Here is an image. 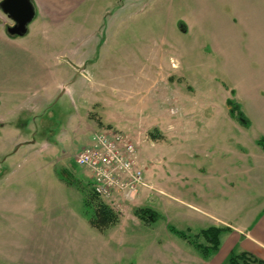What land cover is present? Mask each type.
<instances>
[{"label": "rangeland", "instance_id": "obj_1", "mask_svg": "<svg viewBox=\"0 0 264 264\" xmlns=\"http://www.w3.org/2000/svg\"><path fill=\"white\" fill-rule=\"evenodd\" d=\"M117 4L113 20L101 5L90 13L97 61L74 63L79 77L56 57L76 29L57 44L10 34L17 41L0 45V264H198L169 227L194 239L245 227L264 203V0H128L112 12ZM104 128L138 142L146 185L120 209L107 204L119 221L100 232L91 172L74 157ZM235 236L223 264L240 252Z\"/></svg>", "mask_w": 264, "mask_h": 264}, {"label": "crops", "instance_id": "obj_2", "mask_svg": "<svg viewBox=\"0 0 264 264\" xmlns=\"http://www.w3.org/2000/svg\"><path fill=\"white\" fill-rule=\"evenodd\" d=\"M2 1L3 0H0V4ZM114 1L115 0H31V3L35 9V16L28 25V32L26 33L27 35L25 34L26 38L33 40L44 35L45 40L57 44L58 41L62 42L63 40V38L59 36L61 30L69 27H71L72 30L76 29V32L73 33V38L71 40L73 44L75 42V48L70 46L69 50L59 51L56 53V57H59L58 55L61 57L66 56L68 61H66L67 65H65L64 70L67 72V75L69 73H75V77H79L81 68H77L78 64L74 63L91 62L92 60L88 57L93 56V49L98 45V39L95 37V33L93 32L95 29H90L89 26L91 21L89 15L91 12L96 10L99 5H101V18L103 19L104 17V19L113 20L112 16H110L111 13L109 10ZM127 2L128 0H118V7L112 12L119 13L123 10H126ZM87 12L88 15L86 16ZM115 23H111V25H115ZM12 24L13 21L11 23L5 21V18L2 17V13L0 14V45L7 42L15 43V41H17V38L12 37L8 32V27H10ZM88 29L89 33L86 34L83 32ZM79 46H84L82 52ZM96 61L97 60L94 59L92 62ZM6 101L7 100L2 98L0 105H3L4 107ZM10 118L11 116L4 119L5 128L6 125H11L9 120ZM7 119L8 121L6 122ZM24 126L26 125L24 124ZM16 130H18V128H12L11 126V132ZM26 133H29L30 135L31 128L25 132L19 133L21 141H26ZM229 226H221L225 228V230L221 235V245L219 250L208 258H204L200 254L203 259H198V264H223V261L226 260L227 256L224 255L223 252L220 255L219 253L221 249L222 251L224 250L223 247L225 236L230 231L236 232V236L233 238V247L236 244L238 246L236 249L239 248L240 251L246 250L252 252L257 257L264 259V203L260 207L258 214L250 218L248 225L245 226L247 228L246 230L244 226L240 227L230 224ZM242 230H244L243 235H241Z\"/></svg>", "mask_w": 264, "mask_h": 264}, {"label": "built area", "instance_id": "obj_3", "mask_svg": "<svg viewBox=\"0 0 264 264\" xmlns=\"http://www.w3.org/2000/svg\"><path fill=\"white\" fill-rule=\"evenodd\" d=\"M138 147L128 133L104 128L93 131L74 157L77 164L90 170L94 193L117 209L146 185Z\"/></svg>", "mask_w": 264, "mask_h": 264}, {"label": "trees", "instance_id": "obj_4", "mask_svg": "<svg viewBox=\"0 0 264 264\" xmlns=\"http://www.w3.org/2000/svg\"><path fill=\"white\" fill-rule=\"evenodd\" d=\"M230 111L233 117L237 118L244 126L250 125V120L240 109L239 105L233 101L230 102ZM258 144L264 149V137L259 138ZM99 199V198H98ZM100 200V199H99ZM95 212L90 220L93 227L100 231L115 225L119 221L118 214L110 208L103 201H98L95 204ZM137 214L144 221L155 220L156 213L149 208H142L137 210ZM172 232H175L181 238L186 239L192 246H194L204 258L210 257L219 250L221 245V235L225 230L223 227L209 226L201 230L196 235L195 239L191 238L184 231L178 230L175 227H169ZM203 237L205 242H200L199 238ZM229 264H264V259L257 257L249 251H240L233 253L229 257Z\"/></svg>", "mask_w": 264, "mask_h": 264}, {"label": "water", "instance_id": "obj_5", "mask_svg": "<svg viewBox=\"0 0 264 264\" xmlns=\"http://www.w3.org/2000/svg\"><path fill=\"white\" fill-rule=\"evenodd\" d=\"M3 12L14 22L8 27L11 35L23 36L28 32V25L35 16L31 0H3L0 4Z\"/></svg>", "mask_w": 264, "mask_h": 264}, {"label": "flooded vegetation", "instance_id": "obj_6", "mask_svg": "<svg viewBox=\"0 0 264 264\" xmlns=\"http://www.w3.org/2000/svg\"><path fill=\"white\" fill-rule=\"evenodd\" d=\"M14 23V22H13Z\"/></svg>", "mask_w": 264, "mask_h": 264}]
</instances>
